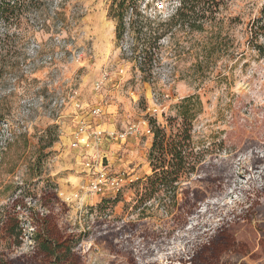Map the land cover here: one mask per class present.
I'll list each match as a JSON object with an SVG mask.
<instances>
[{
  "label": "rangeland",
  "instance_id": "obj_1",
  "mask_svg": "<svg viewBox=\"0 0 264 264\" xmlns=\"http://www.w3.org/2000/svg\"><path fill=\"white\" fill-rule=\"evenodd\" d=\"M119 1L43 0L0 19V206L15 198L32 206L53 192L35 210L75 242L63 264H264V56L249 44L264 0H222L198 30L171 20L176 0H137L120 38ZM135 6L145 17L130 14ZM142 25L157 36L146 60L137 49L149 37L132 28ZM82 120L105 133L137 131L83 152L71 146ZM155 127L169 143L189 136L195 166L175 195L149 181ZM54 133L37 177L39 140ZM87 155L121 174L119 191L81 190ZM213 166L223 167L222 182L207 180ZM24 224L18 247L0 231V254L54 264L35 252Z\"/></svg>",
  "mask_w": 264,
  "mask_h": 264
},
{
  "label": "trees",
  "instance_id": "obj_2",
  "mask_svg": "<svg viewBox=\"0 0 264 264\" xmlns=\"http://www.w3.org/2000/svg\"><path fill=\"white\" fill-rule=\"evenodd\" d=\"M178 3V8L171 20H177V22L187 25L192 30H198L202 23L206 20H212L213 15L217 13L218 7L221 4L222 0H176ZM43 0H0V19L3 21L10 22L12 19L18 18L25 11H28L33 8H37L41 5ZM137 0H120L118 8V25H117V36L120 38L125 31L123 19L128 7H134ZM136 9H129L130 14L136 18L145 17L135 6ZM135 34H137V39L144 40L141 44L139 50V57L143 60L147 58H152V50L155 48L153 41L150 42V39L155 40L157 36L155 32L148 30L144 32L143 25L132 27ZM251 41L249 44H252L254 50L257 51L258 55L264 56V40L262 44L257 43L259 36H264V13L263 16L251 26ZM151 34L154 35L151 38ZM144 36V37H143ZM147 40V41H146ZM184 101V103H186ZM150 124V123H149ZM152 130V129H151ZM153 141L152 147L149 151V160H151V165H153L152 176L149 177V181L157 184L158 187L167 188V191L173 190V195L177 186L175 183L178 182L180 175L185 171L193 170L195 165H190L188 161L190 153L187 152L189 136L186 134L183 137L182 133L175 134L173 136V141L170 143L166 139L165 132L159 127L153 128ZM180 132V131H179ZM184 133V131H183ZM57 135L54 133L51 135V138L39 140V151L33 165L35 166L36 176L40 177V166L42 158L47 154H44L43 151L47 148H50L53 143L56 141ZM157 157H152L153 155ZM171 155L170 162H166L165 156ZM152 160L155 164H152ZM259 159L253 157L252 164L258 163ZM214 167L213 172H209L206 176L207 180L211 183L216 181L222 182V174L224 173L223 167ZM153 179V180H152ZM52 187L48 185V188ZM25 197V195H23ZM48 196L55 197L53 192H45V195L39 200H35L36 203L32 206H28L22 200L15 198L9 205L0 206V231L7 237L8 240H13V246H19L20 240L23 239L25 230L24 223H28L34 228V231L31 233V240L34 244L35 252L38 255H42L43 258L48 259L54 264H63L66 263L64 257H69L72 255V250L74 249V243L71 242L68 236H65L58 227L57 223L53 221V217L50 215L40 214L35 208L38 206L40 208H45L47 202L44 200V197ZM28 211V215L24 212ZM4 253L0 254V264H11L3 258Z\"/></svg>",
  "mask_w": 264,
  "mask_h": 264
},
{
  "label": "built area",
  "instance_id": "obj_3",
  "mask_svg": "<svg viewBox=\"0 0 264 264\" xmlns=\"http://www.w3.org/2000/svg\"><path fill=\"white\" fill-rule=\"evenodd\" d=\"M99 88V83L97 84ZM91 116H98L101 113L99 108L91 110ZM145 132L150 133L149 126H145ZM137 131L135 125H132L128 132L124 134H117L115 132H102L95 130L93 128V124L91 122H87L86 120H82L78 129L75 133V141L71 144L73 148H81L83 152L85 150L92 149L93 142L100 141L101 139H115L121 138L123 135H129L133 132ZM90 140V141H89ZM84 170H85V178L86 181L84 185L81 186V190H84L90 194H102L105 191L113 190L119 191L121 188V183L123 181V177L121 174H112L107 166L103 165L102 161H99L98 157L88 156L84 160Z\"/></svg>",
  "mask_w": 264,
  "mask_h": 264
},
{
  "label": "bare ground",
  "instance_id": "obj_4",
  "mask_svg": "<svg viewBox=\"0 0 264 264\" xmlns=\"http://www.w3.org/2000/svg\"><path fill=\"white\" fill-rule=\"evenodd\" d=\"M74 196V195H73ZM70 199V198H69Z\"/></svg>",
  "mask_w": 264,
  "mask_h": 264
}]
</instances>
